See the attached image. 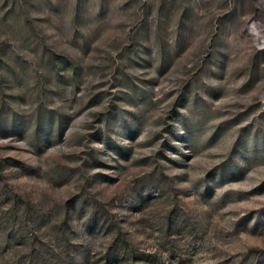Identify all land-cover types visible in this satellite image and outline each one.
<instances>
[{"label": "rangeland", "instance_id": "1", "mask_svg": "<svg viewBox=\"0 0 264 264\" xmlns=\"http://www.w3.org/2000/svg\"><path fill=\"white\" fill-rule=\"evenodd\" d=\"M83 263L264 264V0H0V264Z\"/></svg>", "mask_w": 264, "mask_h": 264}, {"label": "trees", "instance_id": "2", "mask_svg": "<svg viewBox=\"0 0 264 264\" xmlns=\"http://www.w3.org/2000/svg\"><path fill=\"white\" fill-rule=\"evenodd\" d=\"M78 263V262H77ZM84 264V263H83Z\"/></svg>", "mask_w": 264, "mask_h": 264}]
</instances>
